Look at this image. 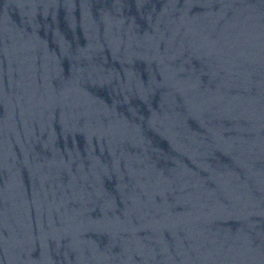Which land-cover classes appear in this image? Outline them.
Instances as JSON below:
<instances>
[{
    "label": "water",
    "instance_id": "water-1",
    "mask_svg": "<svg viewBox=\"0 0 264 264\" xmlns=\"http://www.w3.org/2000/svg\"><path fill=\"white\" fill-rule=\"evenodd\" d=\"M0 264H264V0H0Z\"/></svg>",
    "mask_w": 264,
    "mask_h": 264
}]
</instances>
